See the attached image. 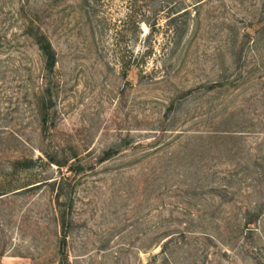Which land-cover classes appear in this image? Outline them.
Segmentation results:
<instances>
[{"label":"rangeland","instance_id":"1","mask_svg":"<svg viewBox=\"0 0 264 264\" xmlns=\"http://www.w3.org/2000/svg\"><path fill=\"white\" fill-rule=\"evenodd\" d=\"M160 1L0 0L1 264H58L64 175L70 264H264V0ZM31 24L59 58L47 130Z\"/></svg>","mask_w":264,"mask_h":264},{"label":"trees","instance_id":"2","mask_svg":"<svg viewBox=\"0 0 264 264\" xmlns=\"http://www.w3.org/2000/svg\"><path fill=\"white\" fill-rule=\"evenodd\" d=\"M167 0H162L160 3H165ZM162 7V5H161ZM175 13H178L180 9L177 7L174 8ZM160 9L154 10L155 13H157ZM150 11V10H148ZM145 14H142V16H139V13H136L135 15L131 14L130 15V20L132 22V29L131 31L133 32V35L136 39L141 38V36L144 33L143 30V24H146L148 27L151 29H155L157 26V21L154 20L151 22L150 17L146 16ZM172 23L175 22L176 18L173 16L172 17ZM26 34H28L30 37L33 38L35 41V44L37 45L42 57H43V76H42V82L41 86L38 89V91L35 92V101L36 105L39 110V114L41 115V123L44 127L45 130L49 128V122L51 120V110L55 106V87H56V81L54 78V74L58 65V52L54 46V43L51 39V36L49 32L47 31L46 28L42 25H27ZM152 33L147 35V38L151 36ZM151 53V48L150 45L147 46L145 52L141 56V61L137 60L138 57H136V61L132 63L131 67L134 66L138 71H143V67L146 65V57ZM228 76L226 74H222L219 76L217 80L212 81V85L210 86V90L215 91L221 88H224L226 86ZM224 123V122H223ZM227 122L225 121V124ZM162 131L165 130V128L161 129ZM219 130H212V133L215 134V132H218ZM223 132H226L227 130H221ZM123 147V144L117 145L115 147L109 148L103 152V156L101 158L102 161L109 160L116 156L120 151L121 148ZM77 156V155H76ZM51 163H56L60 166H64V163L61 160H58L55 156L49 157ZM29 162H32V160H28ZM24 161L21 160L20 158H16L12 161H10V165L8 166L10 170L13 172H16L20 170L22 166H24ZM72 167V166H71ZM59 186V190L57 192V199L59 201V212H60V217H58V225L60 228L59 231V236H58V244H57V256H58V264H70L69 261V256L67 252V246H68V234L70 231L71 227V222L72 219L68 216L70 212V204H66L63 202H60L61 197H67L68 192L67 189L69 187V182L66 183L67 180H69V177H66L65 175L62 176L60 179L54 180V185L57 184ZM1 185V184H0ZM30 184H25L20 188H27L31 189L35 186L29 187ZM12 191L11 188H6L4 186H0V197L2 195H5ZM62 205V206H61ZM248 216L251 215V211H248ZM248 220L249 223L253 222V217L252 218H245ZM182 235L179 237L178 235H175L174 232H169L168 234L165 235V241L162 244V250L161 254H165V259L168 261L170 259V256L168 254L169 249L171 248L172 244L178 245L180 243V238H184V234L181 233ZM171 254V251H170ZM172 255V254H171ZM1 264V263H0Z\"/></svg>","mask_w":264,"mask_h":264}]
</instances>
